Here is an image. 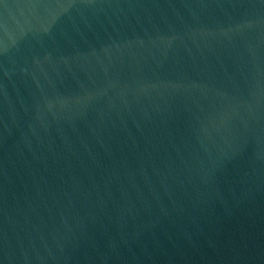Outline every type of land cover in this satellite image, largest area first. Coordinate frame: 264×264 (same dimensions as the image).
Instances as JSON below:
<instances>
[{
	"label": "water",
	"instance_id": "1",
	"mask_svg": "<svg viewBox=\"0 0 264 264\" xmlns=\"http://www.w3.org/2000/svg\"><path fill=\"white\" fill-rule=\"evenodd\" d=\"M0 264H264V0H0Z\"/></svg>",
	"mask_w": 264,
	"mask_h": 264
}]
</instances>
